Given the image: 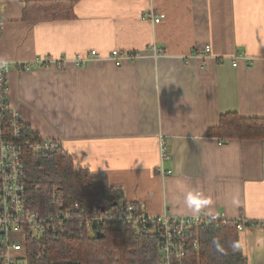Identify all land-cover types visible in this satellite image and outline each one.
<instances>
[{
  "label": "crops",
  "instance_id": "crops-1",
  "mask_svg": "<svg viewBox=\"0 0 264 264\" xmlns=\"http://www.w3.org/2000/svg\"><path fill=\"white\" fill-rule=\"evenodd\" d=\"M53 1L0 0V60L63 63L12 69L8 99L22 122L149 213L248 221L244 255L264 264V141L211 135L224 115L264 121V0H78L73 19H24L27 4ZM115 50L139 59L74 64ZM185 197L211 203L194 214Z\"/></svg>",
  "mask_w": 264,
  "mask_h": 264
},
{
  "label": "trees",
  "instance_id": "trees-1",
  "mask_svg": "<svg viewBox=\"0 0 264 264\" xmlns=\"http://www.w3.org/2000/svg\"><path fill=\"white\" fill-rule=\"evenodd\" d=\"M77 2L29 3L24 10V19L30 22L70 20L75 18ZM22 134L24 140L42 139L25 124ZM211 135L224 140L264 141V121L243 119L237 114L224 115L219 128L211 131ZM24 165L27 204L37 213H50L75 203L90 210L108 208L124 201L121 188L111 186L105 178L93 177L88 169L77 170L73 158L61 146L47 154L26 153ZM54 197L58 198L56 208L52 204ZM135 205L140 209L138 204ZM71 229L73 237L65 234L58 240L29 237L28 264H160L159 240L149 233L137 237L131 227L113 225L102 233L105 237L99 239L88 235L85 229H79L78 225ZM193 236L198 238L200 247L188 254L187 264H249L234 220L223 226L217 219H212L210 226L195 229ZM213 240L220 243L222 252L216 250ZM234 243L240 245L236 250L232 248Z\"/></svg>",
  "mask_w": 264,
  "mask_h": 264
},
{
  "label": "built area",
  "instance_id": "built-area-1",
  "mask_svg": "<svg viewBox=\"0 0 264 264\" xmlns=\"http://www.w3.org/2000/svg\"><path fill=\"white\" fill-rule=\"evenodd\" d=\"M159 24L163 15L149 13L147 18ZM155 49V48H154ZM155 55L159 52L155 49ZM161 53V52H160ZM212 53L210 47L198 51L197 58L206 59ZM89 57L101 61L98 52L92 51L87 58H78L74 62L78 67H85ZM108 58L119 68L124 64L139 59L137 53L111 52ZM107 58V59H108ZM53 60H38L26 64H13L0 60V264H28V238H52L68 234L74 236L73 226L85 229L88 235L96 237L105 233L113 225H126L133 229L137 237L143 233L156 236L159 240L160 264H187L190 252L199 250V241L193 231L199 227L210 226V218L205 216L181 217L164 213L156 215L139 209L134 203L124 201L108 208H86L79 203L69 207L57 208L50 213L41 214L30 210L26 199L23 181L25 173L24 155L26 153L47 154L61 146L58 140H27L22 134V119L17 110L11 108L8 99V79L12 69L31 71L59 65ZM238 66V60L233 64ZM171 160L167 138H160V166L162 175H172L164 164ZM58 198L52 199L55 207ZM56 208V207H55ZM223 226L231 220L224 216L217 218ZM240 232L250 223L246 220H234Z\"/></svg>",
  "mask_w": 264,
  "mask_h": 264
},
{
  "label": "clouds",
  "instance_id": "clouds-1",
  "mask_svg": "<svg viewBox=\"0 0 264 264\" xmlns=\"http://www.w3.org/2000/svg\"><path fill=\"white\" fill-rule=\"evenodd\" d=\"M197 202H193V198L191 197H185V203L189 211H191L194 214H199L203 208L207 207L211 201L208 199H203L201 197L196 198ZM213 245L215 246L216 250L219 252H222L223 249L220 246V243L217 240H213ZM240 247L239 244L234 243L232 245L233 250H236Z\"/></svg>",
  "mask_w": 264,
  "mask_h": 264
},
{
  "label": "rangeland",
  "instance_id": "rangeland-1",
  "mask_svg": "<svg viewBox=\"0 0 264 264\" xmlns=\"http://www.w3.org/2000/svg\"><path fill=\"white\" fill-rule=\"evenodd\" d=\"M110 62V63H113L109 58L106 60V59H104V60H101V61H99L100 63H102V62ZM98 63V62H97ZM74 64H75V62H74ZM114 64V63H113ZM63 63H61V64H59L58 66H56V67H59V68H62L63 66ZM75 66H76V64H75ZM47 68V67H46ZM18 69V68H17ZM23 71H25V70H23Z\"/></svg>",
  "mask_w": 264,
  "mask_h": 264
},
{
  "label": "water",
  "instance_id": "water-1",
  "mask_svg": "<svg viewBox=\"0 0 264 264\" xmlns=\"http://www.w3.org/2000/svg\"><path fill=\"white\" fill-rule=\"evenodd\" d=\"M105 236H104V234H102V233H99L98 235H97V238H99V239H103Z\"/></svg>",
  "mask_w": 264,
  "mask_h": 264
}]
</instances>
